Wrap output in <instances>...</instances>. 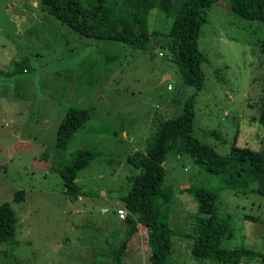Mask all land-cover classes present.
<instances>
[{"label": "rangeland", "instance_id": "374dc122", "mask_svg": "<svg viewBox=\"0 0 264 264\" xmlns=\"http://www.w3.org/2000/svg\"><path fill=\"white\" fill-rule=\"evenodd\" d=\"M172 19L157 9L149 16L153 35L146 51L116 41L81 36L35 0H0V206L15 192L25 204L12 206L20 217L16 246L0 243V264H110V250L126 237L120 198L139 173L129 163L145 152L161 117L182 113L196 95L194 132L220 155L234 145L264 152L258 122L264 73V23L244 19L220 0L208 12L198 49L204 87L183 82L174 55L161 37ZM70 109H88L90 119L64 149L57 133ZM88 151L97 158L77 183L86 196L71 201L60 168ZM165 186L175 195L169 226L192 233L199 204L197 189L217 191L216 213L232 238L224 247L245 246L264 253V196L251 187L227 189L221 175L208 172L188 154L169 155ZM171 264H217L194 259L192 242L173 234ZM147 229L138 225L123 264H150ZM242 264H262L259 261Z\"/></svg>", "mask_w": 264, "mask_h": 264}, {"label": "trees", "instance_id": "16d2710c", "mask_svg": "<svg viewBox=\"0 0 264 264\" xmlns=\"http://www.w3.org/2000/svg\"><path fill=\"white\" fill-rule=\"evenodd\" d=\"M41 10L67 25L75 33L100 41H116L134 49L146 51L153 35L149 30V16L157 9L172 19L168 31L160 34L174 55L182 80L201 91L205 74L202 64L207 57L198 49L202 26L207 22L208 12L220 0H35ZM236 15L264 23V0H230ZM264 53V43H263ZM262 97L258 122L264 128V73L261 78ZM196 95L183 101L182 113L173 118L161 117L159 128L147 144L145 152H136L129 163L139 170L131 176L128 192L120 198L127 218L126 237L110 250V264H123L128 244L138 225L148 234L150 264H171L173 234L192 242L194 259L217 264H242L259 261L264 264V253L245 246L224 247L232 238L228 225L219 222L216 203L217 191L197 189L193 186L183 191L192 193L199 204L198 215L192 233L172 229L169 214L175 191L165 186L164 163L169 155L188 154L214 174L221 175L227 189L240 193L253 187L264 196V152L241 148L236 145L229 155H220L212 147L196 140L194 122ZM88 109L67 111L57 133L56 146L67 147L70 139L89 119ZM97 155L84 151L69 158L60 168L65 194L73 202L86 194L77 183L79 173L89 167ZM26 192L17 191L12 203L25 204ZM11 202L0 206V243L16 246L20 217ZM124 211V210H123ZM120 217V216H119ZM121 219V218H120Z\"/></svg>", "mask_w": 264, "mask_h": 264}, {"label": "built area", "instance_id": "2783aa9c", "mask_svg": "<svg viewBox=\"0 0 264 264\" xmlns=\"http://www.w3.org/2000/svg\"><path fill=\"white\" fill-rule=\"evenodd\" d=\"M119 216H120L121 219H126L127 218V212L123 211V210H120L119 211Z\"/></svg>", "mask_w": 264, "mask_h": 264}]
</instances>
